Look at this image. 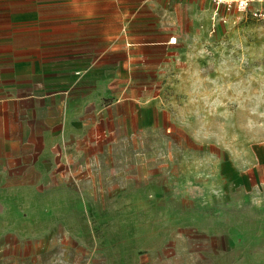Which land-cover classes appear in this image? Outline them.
Wrapping results in <instances>:
<instances>
[{"label":"rangeland","instance_id":"obj_1","mask_svg":"<svg viewBox=\"0 0 264 264\" xmlns=\"http://www.w3.org/2000/svg\"><path fill=\"white\" fill-rule=\"evenodd\" d=\"M92 12L93 38L57 21ZM77 38L109 49L115 77L76 134L52 124L22 49ZM263 141L264 19L250 9L0 0V264H237L250 185L220 177L250 169Z\"/></svg>","mask_w":264,"mask_h":264},{"label":"crops","instance_id":"obj_2","mask_svg":"<svg viewBox=\"0 0 264 264\" xmlns=\"http://www.w3.org/2000/svg\"><path fill=\"white\" fill-rule=\"evenodd\" d=\"M26 18V23L43 22L31 19L32 16ZM100 18L99 13L92 12L57 21L72 25L80 21L89 22L93 38L95 22ZM88 38L33 44L22 49L23 77L39 80L55 98L57 116L52 124L64 131L70 127L76 128V134L84 125L87 110L92 109V105L108 93L110 82L115 77L112 76V67L107 59L109 49H96ZM103 38L109 40L110 35L104 34ZM227 172L228 175L220 177L221 188L250 185V225L246 230L242 228L247 238H243L242 232L237 229L232 239L238 258L236 263L264 264V141L250 148V169L229 167ZM238 235L241 238L238 239ZM221 258V255L218 258L215 255V262L210 264H222Z\"/></svg>","mask_w":264,"mask_h":264},{"label":"built area","instance_id":"obj_3","mask_svg":"<svg viewBox=\"0 0 264 264\" xmlns=\"http://www.w3.org/2000/svg\"><path fill=\"white\" fill-rule=\"evenodd\" d=\"M212 1L216 3L217 7L222 5L227 9L237 8L239 11H246L250 9L251 14L253 16L264 19V0H212Z\"/></svg>","mask_w":264,"mask_h":264}]
</instances>
